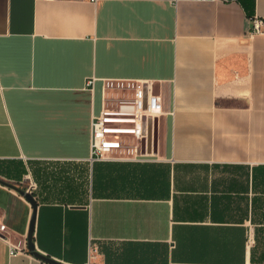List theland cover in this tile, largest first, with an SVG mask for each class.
<instances>
[{
    "label": "crops",
    "instance_id": "0c3cea01",
    "mask_svg": "<svg viewBox=\"0 0 264 264\" xmlns=\"http://www.w3.org/2000/svg\"><path fill=\"white\" fill-rule=\"evenodd\" d=\"M255 16L264 0H0V264H264ZM105 112L120 146L99 159Z\"/></svg>",
    "mask_w": 264,
    "mask_h": 264
},
{
    "label": "built area",
    "instance_id": "2783aa9c",
    "mask_svg": "<svg viewBox=\"0 0 264 264\" xmlns=\"http://www.w3.org/2000/svg\"><path fill=\"white\" fill-rule=\"evenodd\" d=\"M251 31L256 33L264 32V20L260 17L255 16L252 19ZM88 85L93 83V80L89 79L87 81ZM141 97V104L151 113H158L161 111V99L159 97H148L145 100L143 90L139 92ZM116 121L115 118L108 115V112L101 113L97 116L92 125V152L94 157L102 159L107 157V154L113 149L120 146V141L115 135L118 127L112 124ZM2 223L0 221V229L2 228ZM97 248L92 249V254H90L89 261L84 264H96L95 252Z\"/></svg>",
    "mask_w": 264,
    "mask_h": 264
},
{
    "label": "trees",
    "instance_id": "16d2710c",
    "mask_svg": "<svg viewBox=\"0 0 264 264\" xmlns=\"http://www.w3.org/2000/svg\"><path fill=\"white\" fill-rule=\"evenodd\" d=\"M114 164H116V162H114ZM103 180V179H102ZM116 182V178H112L110 177L109 179V183L115 184ZM101 185V178L100 177H95L94 178V182H93V186L94 189H98L99 186ZM105 256H106V264H117V260L119 258V255L116 254L115 251H109V250H104ZM121 256V255H120ZM121 263L120 264H124L125 261H128L130 264H140V262H142V260L140 261L139 259H137V253L133 254V251H129L128 254L124 255L123 257H121ZM124 261V263H123Z\"/></svg>",
    "mask_w": 264,
    "mask_h": 264
},
{
    "label": "water",
    "instance_id": "95a60500",
    "mask_svg": "<svg viewBox=\"0 0 264 264\" xmlns=\"http://www.w3.org/2000/svg\"><path fill=\"white\" fill-rule=\"evenodd\" d=\"M22 192L25 194V196H27L30 199V201H32L33 204L36 203L35 199L32 197V195L30 193H26L24 191H22ZM57 264H61V263H57Z\"/></svg>",
    "mask_w": 264,
    "mask_h": 264
}]
</instances>
